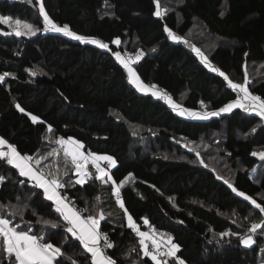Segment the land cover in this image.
Masks as SVG:
<instances>
[{
    "label": "trees",
    "instance_id": "16d2710c",
    "mask_svg": "<svg viewBox=\"0 0 264 264\" xmlns=\"http://www.w3.org/2000/svg\"><path fill=\"white\" fill-rule=\"evenodd\" d=\"M40 2L0 0V16L42 29ZM42 3L56 24L98 37L108 48L55 31L17 36L0 23V75L10 73L0 81V136L21 154L47 156L40 167L58 174L65 185L62 191L82 213H104L100 230L110 234L113 247L105 251L116 264L154 262L143 255L140 238L128 227L112 182L96 179L90 165L92 176L83 185L76 183L75 169L70 162L66 169L57 144L60 137H73L85 150L111 155L117 184L132 174L120 187L128 213L142 229L147 219L149 226L171 236L185 264L262 262L264 230L250 229L264 213L224 180L264 206V160L240 152L241 145L264 150V118L242 108L214 119L181 116L161 94L139 91L114 53L143 46L147 55L133 62L142 81L166 90L174 102L191 110L216 111L238 97L239 91L212 68L240 83L246 71L249 90L264 98V0H158L159 17L154 15V0ZM196 25L215 40L207 50L200 47L213 67L194 51L190 32ZM165 26L183 39H170ZM117 38L119 45L112 43ZM17 103L25 112L15 107ZM28 113L39 120L34 123ZM53 149L59 154L48 156ZM0 177L5 178L0 182V205L7 206L0 214L60 247L59 264H90V254L66 231V222L42 189L6 159H0ZM14 208L23 216L12 217ZM85 208L89 211L83 212ZM246 234L253 235L251 246L240 242ZM0 261L7 264L6 255H0ZM168 264H176V259L170 257Z\"/></svg>",
    "mask_w": 264,
    "mask_h": 264
},
{
    "label": "snow or ice",
    "instance_id": "6c2138e0",
    "mask_svg": "<svg viewBox=\"0 0 264 264\" xmlns=\"http://www.w3.org/2000/svg\"><path fill=\"white\" fill-rule=\"evenodd\" d=\"M31 2V0H29ZM156 4V10L154 15L161 16V9L159 7L158 0H154ZM39 13L43 17V28L34 27L30 23L22 22L19 19L14 21V26L12 24V18L6 16H0V23L9 25L12 28L17 36H34L37 32L43 31H55L62 32L67 36H70L83 43H92L98 45L100 48H108V45L101 42L98 39L87 37L84 35H78L77 33L70 30L68 25L58 26L47 14L44 9L42 0L39 4ZM164 31L168 33L170 39L173 40H182L183 38L177 36L172 32L167 26H165ZM112 43L119 45L121 41L119 38L112 41ZM194 51L200 58L208 64V58L203 54L199 48H194ZM116 59L123 65L127 70V75L129 81L134 84L137 89L141 92L151 91L153 95H159L156 89V85H145L135 69L132 67L131 59H124L121 56L120 52L114 53ZM143 53H138L135 56V60L139 61ZM213 72H219L220 76L227 81L230 88L233 90H238L242 93V96H238L236 100L225 104L223 107L219 108L216 111H205L203 113L191 111L187 109H180L179 115H189L196 118L207 119L210 116H219L221 113L231 112L234 108H242L246 112H256L259 116L264 118V98H261L258 95H254L248 88V74L245 71L244 82L243 83H234L229 77L218 68H212ZM35 75V71L32 72ZM10 73H3L0 75V81H3L6 76ZM166 96V94H165ZM169 104L172 108L178 109L179 105H176L172 102L171 97H166ZM203 103V102H201ZM15 107L20 112H25V109L21 107L19 103ZM31 117V120L35 123L39 120L38 116L28 113ZM52 130L51 125L48 126V131ZM255 128L252 129V132H255ZM63 150L64 157L66 158L65 167L70 164L75 169V174L78 177L76 180L77 184L83 185L87 182V178L92 176V173L88 171L87 165L92 164L95 167V178L100 180L102 183L107 184L109 181L112 182L113 194L116 197V202L121 209H123L125 215L127 216L128 227L132 229L136 235L140 238L139 245L143 251V255L150 257L154 264H168L167 260H162L161 257H173L176 259V264H185V261L177 256V253L180 250V245L173 241L171 236L167 237L166 241L157 239L155 236V230L153 232H144L140 230L139 225L135 223L131 214L128 213L127 208L124 205L123 200L120 195V187L132 176L129 173L128 177H125L124 180L120 181L119 184L113 180L109 169L101 167L100 161H107L109 167H115L116 161L112 156L109 155H98L96 153L89 152L87 155L82 151L83 144L75 140L72 137L65 139L60 137L57 140ZM7 147V151L4 150V147ZM59 152L57 149H53L52 152L48 153V156H56ZM199 155V153H197ZM253 156H258L260 160H264V151L259 153L253 152ZM0 159H6L7 163L14 166L18 171L19 175L27 177L29 180L33 181L35 186L43 190V194L48 201H52L55 206V211L59 213L63 221L66 222V231L71 233L79 243L83 246V249L90 254V264H116V261L109 255L106 254L105 249L112 248L113 244L109 241L106 233L100 231V222L103 220L104 213L100 211L98 214H89L87 216L82 215L81 210L76 209L72 206L71 201L67 196H62L59 192V189L64 188L65 185L59 179L57 173L48 171L45 172L43 167H40L41 162L47 159V156L41 155L39 157H33L28 154H21L14 145L8 143L7 140L0 137ZM203 163V161H201ZM67 170L64 172V175H67ZM223 179V177H219ZM5 178L0 177V182H3ZM21 184L24 181H20ZM224 183L227 184L233 192L241 197H244L246 200L251 201V203L259 209L261 213H264V206L260 203H257L255 199L250 196H247L244 192L238 191L227 179L224 180ZM99 200V197H96ZM6 205H0V208H6ZM89 209H83V212H88ZM12 217L17 215L23 216V211L19 209H12L10 212ZM145 223L148 221L145 219ZM43 224L51 225L53 228L57 227V222L50 220H43ZM257 229L264 230V219L259 223L253 222L251 224L250 231L255 233ZM221 237L229 235V233H220ZM231 235H238L237 233H231ZM101 241L104 242L103 247L101 246ZM151 242V250L149 249V243ZM240 242L245 246H251L255 243L253 236L250 234L244 235ZM166 246V251H161L162 247ZM0 255H6L7 264H59L58 258L63 255V252L60 247H57L51 242H44L43 236H38L31 234V230H21L20 225L14 224L12 219H9L7 216L0 214ZM135 251V249H132ZM0 264H3V261H0ZM73 264H76L74 261Z\"/></svg>",
    "mask_w": 264,
    "mask_h": 264
},
{
    "label": "rangeland",
    "instance_id": "374dc122",
    "mask_svg": "<svg viewBox=\"0 0 264 264\" xmlns=\"http://www.w3.org/2000/svg\"><path fill=\"white\" fill-rule=\"evenodd\" d=\"M15 20H17V19H12V24H13V26H14V21ZM20 21H22V22H26V23H29V22H27V21H25V20H21V19H19ZM58 25V24H57ZM58 26H61L62 27V25H58ZM8 27L10 28V30L9 31H11L12 32V28L8 25ZM71 30V29H70ZM49 31H51V30H49ZM71 31H73V30H71ZM40 32V31H39ZM39 32H37V33H39ZM73 32H75V31H73ZM36 33V34H37ZM62 33V32H61ZM75 33H77V32H75ZM174 33V32H173ZM64 34V33H63ZM78 35H82V34H80V33H77ZM177 35V34H176ZM85 36V35H84ZM178 36V35H177ZM87 37H91V38H95V39H98V40H100L101 42H103V43H105V41H103V40H101L100 38H98V37H95V36H87ZM181 37V36H180ZM190 39H192V41H194V46H195V48H199L202 52H203V54L205 55V56H207V54L201 49V48H203L204 50H207L208 48H209V45L212 43V41H215L213 38H210L207 34H206V32L204 31V30H202L201 29V27L200 26H198V25H196L195 26V28H193V30H191V32H190ZM199 40H201V42L200 43H198L199 42ZM175 41H179V40H175ZM106 44V43H105ZM201 47V48H200ZM121 56H122V54H121ZM123 58V57H122ZM208 58V57H207ZM208 66H211V67H213L214 65H213V63L211 62V60L208 58ZM234 83H240V82H234ZM254 94V93H253ZM243 94L242 93H240L239 92V94H238V96H242ZM255 95V94H254ZM163 96V95H162ZM163 97H165L166 98V96H163ZM172 100V99H171ZM172 102L173 103H175L176 105H179L180 106V108H178V109H175V111L177 112V113H179V111H180V109H187L185 106H183V105H181V104H179V103H177V102H174L173 100H172ZM188 110V109H187ZM32 115H35V114H32ZM35 116H37V115H35ZM185 116H189V115H185ZM39 117V116H38ZM210 117H212L213 119L216 117L217 118V116H210ZM68 138V137H67ZM67 138H65V139H67ZM73 138V137H72ZM75 139V138H74ZM75 140H78V139H75ZM78 141H80V140H78ZM81 142V141H80ZM82 143V142H81ZM7 150V149H6ZM261 151H264V150H255V151H253L252 149H250V147H248L247 145H241V149H240V152H243V153H251V152H257V153H259V152H261ZM96 154H98V153H96ZM99 155V154H98ZM100 165H101V167H105V168H108L109 169V172H110V174H111V169H112V167H106V166H104L103 165V163H100ZM48 167H49V170H51V167L49 166V165H47ZM45 167V166H44ZM256 175V171L254 170L253 172H252V176H255ZM111 176H112V174H111ZM78 178V177H77ZM83 215V214H82ZM147 220V219H146ZM137 225H139V227H140V223L139 222H135ZM140 229H142L141 227H140ZM142 231V230H141ZM250 235H252V234H250ZM169 235H167V234H164L163 232H160V237L159 238H157V239H161V237H163V240H162V244H163V241H166L167 240V237H168ZM253 236V235H252ZM161 251H166V246L165 247H162V249H161ZM170 257H167V256H163V257H161V259L162 260H167L168 261V259H169ZM258 264H264V260H262V262H260V263H258Z\"/></svg>",
    "mask_w": 264,
    "mask_h": 264
},
{
    "label": "built area",
    "instance_id": "2783aa9c",
    "mask_svg": "<svg viewBox=\"0 0 264 264\" xmlns=\"http://www.w3.org/2000/svg\"><path fill=\"white\" fill-rule=\"evenodd\" d=\"M143 53V55L141 56V59L139 60V61H142L143 59H144V57L147 55V51H146V49L143 47V46H138L137 48H135L134 50H132V51H127L126 52V54H124V55H126L127 57H129L133 62H135L136 60H135V56L138 54V53ZM138 61V62H139ZM162 91L165 93V94H167L168 92L166 91V90H164V89H162ZM262 98V97H261ZM205 112V111H204ZM106 166H109L108 165V162H106ZM63 188H61L60 189V192H61V194H62V196H67L68 197V195H67V193H64L63 191ZM69 198V197H68ZM69 200L71 201V204L74 206V207H76L77 208V205H76V203L74 202V200L73 199H71V198H69ZM82 213V212H81ZM84 216H87L86 214H84V213H82ZM153 230H155V236H156V238H159L160 237V231L158 230V229H156L155 227H152V226H149V227H146L145 229H143L142 231H144V232H153ZM101 231V230H100ZM102 233H106L107 234V236H108V239H109V241L111 242V240H110V234H109V232L108 231H106V230H103V231H101ZM149 243V249L151 250V242L149 241L148 242ZM103 244H104V242L103 241H101V246L103 247ZM106 250V249H105Z\"/></svg>",
    "mask_w": 264,
    "mask_h": 264
},
{
    "label": "crops",
    "instance_id": "0c3cea01",
    "mask_svg": "<svg viewBox=\"0 0 264 264\" xmlns=\"http://www.w3.org/2000/svg\"><path fill=\"white\" fill-rule=\"evenodd\" d=\"M128 50H124V51H118V52H120L121 54H122V57L124 58V59H129V57H127L126 55H124V54H126V52H127ZM132 61V60H131ZM132 67L135 69V71L137 72V70H136V68H135V66H134V64H133V61H132ZM137 74H138V72H137ZM139 75V74H138ZM140 77V76H139ZM141 79V78H140ZM141 81H142V79H141ZM143 82V81H142ZM144 83V82H143ZM145 84V83H144ZM146 85V84H145ZM150 86V85H149ZM155 91H157L158 93H160L161 95H163V96H165V93L162 91V88H159V87H156V89H155ZM166 97H171L170 96V94L168 95V94H166ZM172 98V97H171ZM237 99V98H236ZM236 99H234V100H236ZM234 100H232V101H234ZM188 110H191V109H189V108H187ZM191 111H196V112H201V113H203V111L201 110H191ZM1 137V136H0ZM5 139V138H4ZM6 140V139H5ZM9 143V142H8ZM7 149V147L5 146L4 147V150L5 151H7L6 150ZM82 151H84V153L87 155L90 151H88V150H85L84 149V147H83V149H82ZM93 153V152H92ZM23 155V154H22ZM99 155H108V154H103V153H99ZM109 156H111V155H109ZM106 162L107 161H100L99 163H103V165L104 166H106ZM90 165H92V164H88L87 165V168H88V171L91 173V168H90ZM106 167H109V166H106ZM95 168V167H94ZM113 168V167H112ZM76 179H77V177H76ZM88 179V178H87ZM59 192H60V189H59ZM60 194H61V192H60ZM62 195V194H61ZM120 195H121V191H120ZM73 206V205H72ZM76 208V207H75ZM76 209H78V208H76ZM79 210V209H78ZM144 224L146 225V227H149V224L148 223H145L144 222ZM153 227V226H152ZM140 230H143V229H140ZM165 234V233H164ZM108 255V254H107Z\"/></svg>",
    "mask_w": 264,
    "mask_h": 264
},
{
    "label": "water",
    "instance_id": "95a60500",
    "mask_svg": "<svg viewBox=\"0 0 264 264\" xmlns=\"http://www.w3.org/2000/svg\"><path fill=\"white\" fill-rule=\"evenodd\" d=\"M104 217H105V215H104Z\"/></svg>",
    "mask_w": 264,
    "mask_h": 264
}]
</instances>
